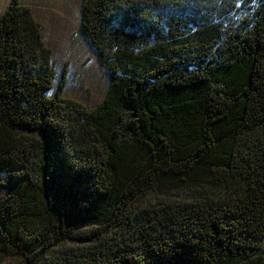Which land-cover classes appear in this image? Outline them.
I'll use <instances>...</instances> for the list:
<instances>
[{
    "label": "trees",
    "instance_id": "trees-1",
    "mask_svg": "<svg viewBox=\"0 0 264 264\" xmlns=\"http://www.w3.org/2000/svg\"><path fill=\"white\" fill-rule=\"evenodd\" d=\"M239 6V7H238ZM109 73L51 96L40 24L0 14V252L20 264H264V0H85Z\"/></svg>",
    "mask_w": 264,
    "mask_h": 264
},
{
    "label": "rangeland",
    "instance_id": "rangeland-1",
    "mask_svg": "<svg viewBox=\"0 0 264 264\" xmlns=\"http://www.w3.org/2000/svg\"><path fill=\"white\" fill-rule=\"evenodd\" d=\"M84 1L19 0L20 4L31 9L34 19L40 24L43 43L50 51L54 80L48 95L53 94L63 77V98L93 108L105 97L110 77L82 32ZM10 2L0 0V14ZM4 195L0 188V197ZM20 261L0 252V264H20Z\"/></svg>",
    "mask_w": 264,
    "mask_h": 264
}]
</instances>
